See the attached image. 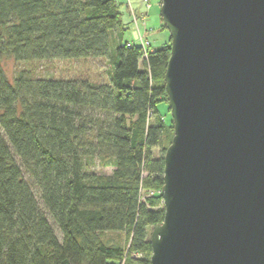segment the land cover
<instances>
[{
    "label": "trees",
    "instance_id": "obj_1",
    "mask_svg": "<svg viewBox=\"0 0 264 264\" xmlns=\"http://www.w3.org/2000/svg\"><path fill=\"white\" fill-rule=\"evenodd\" d=\"M120 19L116 0H0V264H150L170 45L114 40Z\"/></svg>",
    "mask_w": 264,
    "mask_h": 264
},
{
    "label": "water",
    "instance_id": "obj_2",
    "mask_svg": "<svg viewBox=\"0 0 264 264\" xmlns=\"http://www.w3.org/2000/svg\"><path fill=\"white\" fill-rule=\"evenodd\" d=\"M173 137L150 264H264V0H160Z\"/></svg>",
    "mask_w": 264,
    "mask_h": 264
},
{
    "label": "rangeland",
    "instance_id": "obj_3",
    "mask_svg": "<svg viewBox=\"0 0 264 264\" xmlns=\"http://www.w3.org/2000/svg\"><path fill=\"white\" fill-rule=\"evenodd\" d=\"M126 2L127 1H125V3ZM151 2L153 4V7L151 8V10L148 11V16L144 18V23H145L144 28L146 29L144 34H145V37L147 38L148 45H149V47H146L147 49L148 48H150V49L161 48V46L163 45L162 43L165 40H167L168 35H169V33L166 32L167 30L163 31V33H161L162 30L159 29L160 23H161V22H159L160 21V17H159L160 5H159V7H156V6L154 7L153 1H151ZM160 4H161V1H160ZM122 5H123V8H121V10H122V13H124L123 24L124 25L126 24L125 26H121L122 27V34H121L122 35V41L129 40L132 42V44L140 45V43H138V40H137L136 29H135V25L133 23L131 12L128 8V12H130V16H128V13L125 12V6H124L125 4H122ZM132 9H133V7H132ZM137 16H139V15L137 14ZM138 25H139V29L143 30V26L140 23ZM165 34H166V36H165ZM167 44L171 45L170 44V38L168 39ZM110 47H111V50H113L114 46H113L112 41H110ZM2 63H3V68L5 71V74H7L9 78H11L12 75L14 74L13 72H14V69L16 66L15 62L13 61L12 58L8 57V58L3 59ZM157 107H158L159 111H163V109L166 107V105L164 102L163 103L161 102V103L157 104ZM169 115H170V112H169ZM166 118H167V120L169 119L168 116ZM170 122H171V118H170ZM172 133H173V131H172ZM153 155L154 156L160 155V150L158 147L154 148ZM105 162L106 161L102 160L101 158H93V160L89 163L88 168H89V170H92V171L96 172L97 174L101 173V174L109 175V174H111L113 169H112L111 165L105 164ZM152 229H153V227L148 228L149 234H150ZM110 233H113V232H110ZM116 235H119V234H116ZM116 235L115 234L114 235L105 234V236H107V237H111L113 239H120L121 241L125 242L126 238H124V235L121 234L120 237H118Z\"/></svg>",
    "mask_w": 264,
    "mask_h": 264
},
{
    "label": "crops",
    "instance_id": "obj_4",
    "mask_svg": "<svg viewBox=\"0 0 264 264\" xmlns=\"http://www.w3.org/2000/svg\"><path fill=\"white\" fill-rule=\"evenodd\" d=\"M125 1L126 0H116V2L118 4V10L121 13V19H120L121 20V26H125L126 25V24L125 25L123 24L124 13H122V10H121V8H123L122 4H125L124 5L125 6V12L128 13V16H130V12H128V8H127V2L125 3ZM129 1H131L132 7H133L134 11L136 12V14H138L139 17L144 15V18L148 16V11L151 10V8L153 7V4H152L151 1H153L154 7L155 6L159 7V5H160L159 0H156V1L155 0H150V7L148 8V10H146L143 1H141V0H129ZM159 22H161V19H160ZM162 25H163V23L161 22L160 23V27H159V29L162 30L161 33H163V31H166L164 28H162ZM121 26L115 28V30L113 31V35H114V38H115L114 40H118L119 37H122V35H121L122 34V27ZM166 34H165V36H166ZM168 39H169V35H168L167 40H165L163 43H166L168 41Z\"/></svg>",
    "mask_w": 264,
    "mask_h": 264
},
{
    "label": "built area",
    "instance_id": "obj_5",
    "mask_svg": "<svg viewBox=\"0 0 264 264\" xmlns=\"http://www.w3.org/2000/svg\"><path fill=\"white\" fill-rule=\"evenodd\" d=\"M126 1H127V8H129L131 12L133 23L135 25L138 43H140L141 47L144 49V52H146V49H147L146 47H149V45H148L147 38L145 37V34H144V32L146 31V29L144 28L145 27L144 15H142L141 17L137 16L136 12H134V10L132 9L131 1L129 0H126ZM141 1H143L146 10H148V8L150 7V0H141ZM139 23L143 26V30L139 29V25H138ZM128 45H130V42L127 43V46ZM133 256L137 257L138 254L137 255L134 254Z\"/></svg>",
    "mask_w": 264,
    "mask_h": 264
}]
</instances>
